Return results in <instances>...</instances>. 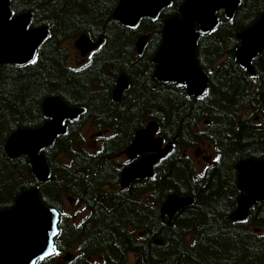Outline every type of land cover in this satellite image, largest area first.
I'll return each mask as SVG.
<instances>
[{
  "label": "trees",
  "instance_id": "16d2710c",
  "mask_svg": "<svg viewBox=\"0 0 264 264\" xmlns=\"http://www.w3.org/2000/svg\"><path fill=\"white\" fill-rule=\"evenodd\" d=\"M259 1L245 0L236 16ZM117 2L11 0L15 15L32 12L30 28L48 27L51 33L39 49L37 63L0 64V202L36 187L42 203L49 208L63 211L69 198L86 203L89 214L84 224H68L66 218L60 222L56 245L64 256L66 251H73L71 242H81L82 234L92 237L89 242L93 245L96 239L105 242L117 259L113 264H125L129 253L140 254L142 249L141 264H264V201L251 208L247 220L237 223L230 220L238 198L236 163L243 159H264V83L253 85V79L241 72L234 56L238 45L236 33L253 25L261 12L249 24L240 18L230 22L219 12L218 31L200 39L199 44L204 41L207 47L212 45L216 49L211 56H199V63L209 77V92L203 99L188 97L183 90L171 88L164 91L159 105L148 111L131 109L114 114L110 109L106 113L109 119H100L102 112L90 114L89 104L97 102L96 84L103 78L99 73L107 68H102V64L108 62L118 72L136 71L135 66L125 63L138 62L134 48L137 38L149 33L153 37L149 48L155 51L161 41L163 21L178 15L184 0H172L157 19L145 18L134 29L114 19ZM81 35L104 40L107 57L103 63L94 64L92 74L75 75L66 69L65 45ZM126 37L129 43L121 39ZM257 59L264 62V51ZM116 60L119 64L113 65ZM78 69L82 71L83 67ZM53 95L72 107L85 108V112L77 120L68 121L67 134L42 151L51 170L48 180L39 184L30 171L28 159H9L4 145L15 131L36 129L47 121L42 107L46 98ZM134 102L146 104L142 99ZM152 102L155 103L153 99ZM98 105L104 109L106 103ZM149 106L151 103L145 108ZM198 115L210 122L203 131L197 127ZM149 118L158 122L165 140L174 147L171 155L155 167L154 177L136 181L125 190L116 180L98 177L101 168L99 171L95 168L99 166L117 170L112 159L122 153ZM90 120L98 124L99 132L108 135L104 141L106 149L99 158L82 149L85 140L79 131ZM72 126L77 132H72ZM199 139L221 149L220 160L202 173L196 171L187 154ZM92 184L98 192L93 193ZM170 194L190 197L193 202L173 217L169 227L161 219L160 206ZM15 201L0 205V210L10 209ZM71 233L77 237L69 238ZM188 236L193 238L191 243L186 241ZM157 237H161L163 245L154 246ZM76 259L71 264L90 263L82 254ZM39 264L58 261L52 257Z\"/></svg>",
  "mask_w": 264,
  "mask_h": 264
},
{
  "label": "water",
  "instance_id": "95a60500",
  "mask_svg": "<svg viewBox=\"0 0 264 264\" xmlns=\"http://www.w3.org/2000/svg\"><path fill=\"white\" fill-rule=\"evenodd\" d=\"M169 3L170 0H121L114 17L124 25L132 21L137 24L142 17L156 18L159 11ZM9 5L10 0H0V64L22 65L28 62L29 52L35 43V37L26 33H37L45 37L49 33L47 28L28 30L30 13L11 19ZM239 5L240 0L185 2L179 10L181 17L169 18L163 25L162 45L153 60L158 64L154 77L164 83L176 82L179 86H185L190 96L202 97L208 89V78L196 57L200 33L195 31V22L201 26L202 33H209L219 26L215 14L218 10L225 9L226 15L233 20ZM238 38L242 41V47L236 50L235 58L250 74H254L251 61L264 50V12L258 22L239 33ZM43 40L36 45L33 55L36 56L37 48ZM79 43L85 50L84 53H88L97 48L100 41L93 43L87 37H82ZM146 43L147 37L139 39V53H142ZM127 85L126 77L122 76L113 94L115 99L121 96ZM57 98H49L43 104L44 114L52 117L53 121H49L41 129L13 133L5 146L9 157L29 155L32 173L40 184L45 183L49 176L46 161L39 154L41 149L50 147L58 136L65 135L67 127L63 125L64 121L75 119L82 111L71 109ZM157 131V123L149 122L145 129L136 133L135 140L125 150L126 155L132 159L136 154L148 152L144 142L151 140V144L157 147L151 152L153 157H164L171 145L159 151L162 139H155ZM144 157L145 155L142 160L124 170L121 181L124 188L133 180L153 175L148 169L153 165L147 158L144 160ZM236 170L240 196L237 208L231 215L232 221L247 219L250 209L257 202L264 200V160H243L236 165ZM191 202L190 198L168 196L160 209L162 218L167 216L168 224L171 225L175 214ZM59 216L53 209L44 208L37 188L21 192L13 209L0 211V264H36L38 261H44L39 259L44 255L40 252L43 247L47 249L45 237H50V223L54 222L57 226ZM50 239L54 243L55 237Z\"/></svg>",
  "mask_w": 264,
  "mask_h": 264
},
{
  "label": "flooded vegetation",
  "instance_id": "af4514ba",
  "mask_svg": "<svg viewBox=\"0 0 264 264\" xmlns=\"http://www.w3.org/2000/svg\"><path fill=\"white\" fill-rule=\"evenodd\" d=\"M243 2H244V0H243ZM164 9L165 8H162L159 13L160 14L164 13ZM150 41H151V37H149V41H148V44L146 45L144 53H142L138 57V62L136 64H134L132 62H126L125 63L126 66L133 65L137 69H136V71H133L132 73H126V79H127L128 85H127L126 89L124 90V92L121 94V96L118 98L120 100V103H113L112 102L115 100L113 92L117 86L118 77L115 79L116 76L113 75L114 71L112 69H110V68L103 69L102 73L104 74V78H101L99 80V82L96 84V86L99 88V91L96 94L97 95V102L95 103L98 110H101L104 113H108L109 110L112 109V112L114 114H121V112L130 111L136 104L139 107H146L150 103L153 104L152 99L154 100V102H155L154 105L156 106V105H159L160 98L164 96V91L169 92V91H171V88L183 90L188 95L187 88H182V89L177 88L173 82L164 84V82H161L154 77V73H155L156 68L158 67V64H154L153 59H154L157 51L159 50L160 46L154 51L153 49L149 48V44L153 41V39L151 42ZM161 43H162V40H161ZM77 50L79 52V55L83 59L88 58L89 56H91L92 59L94 57L93 55L95 52L88 54L86 57H83L82 52H80L79 49H77ZM209 52L211 54V52L213 53L214 51H213V49H211ZM106 57H107V55L105 53H103V58H106ZM112 64L117 65V64H119V61H117V60L113 61ZM254 65H255L254 66L255 72L257 73L256 77H259L258 81H257L258 82L257 85H260L261 83H264V66H263L264 62H259L257 59V60H254ZM109 66L115 67L112 65H109ZM116 69H118V68H116ZM122 73L125 74V71ZM164 85H166V86H164ZM188 97H195V96H189L188 95ZM138 99H142V101H144L146 104L135 103L134 101L138 100ZM99 102H102V104L106 103V106H104L105 110L102 109L101 107H99V105H98ZM147 102H149V104H147ZM198 116H199V118L197 120V127H198V130L200 131L201 127H203L202 122L205 123V126L210 125V122L207 121L206 119H202L200 117V115H198ZM259 117H260V115H258L256 117V121L259 120ZM158 135L164 139V141H165L164 146H166L167 144L170 143V142H167L165 140V138L163 136V132L158 131ZM170 144L172 145V143H170ZM201 144H204V147ZM205 147L214 149V156L216 154L220 155L221 149L216 147L212 142L210 143V141H208L206 139H199V141L196 143V147H195V156L200 161H202V163L206 167L207 165L212 164V161L210 162V158L213 156H210V155L207 156L204 154L205 153V151H204ZM71 218H76V216L73 215V216H71ZM77 221H79V220H77ZM140 254H144L143 249L141 250ZM140 254L139 253L132 254L130 256L131 260L129 258L130 264H135L137 259H139ZM129 260H128L127 264L129 263Z\"/></svg>",
  "mask_w": 264,
  "mask_h": 264
},
{
  "label": "rangeland",
  "instance_id": "374dc122",
  "mask_svg": "<svg viewBox=\"0 0 264 264\" xmlns=\"http://www.w3.org/2000/svg\"><path fill=\"white\" fill-rule=\"evenodd\" d=\"M83 3L82 4H85V0H81ZM263 6H264V2L263 1H259L258 3H255V4H253V6L251 7V6H249L247 9H245V11H244V14H243V16H242V21H246L245 23H247V24H249V23H251L258 15H259V13H260V11L262 10V8H263ZM113 10H114V8H113ZM245 26V25H244ZM126 42H128L129 43V41L127 40ZM67 48H68V50H69V52H70V54H71V56L69 57V60H68V62H69V64L70 65H72V66H78V65H80V64H82V63H85L84 61H85V59H83V58H81V56L79 55V52L75 49V47H74V42H72V43H70V44H68L67 45ZM151 105H154V104H151ZM155 106V105H154ZM89 107H90V114H92V113H99V112H102V116L100 117V119H109L108 118V116H107V114L106 113H104L103 111H101V110H98V108L96 107V105L95 104H89ZM82 121H84V119L82 118L81 119ZM71 129H72V132L74 133V132H77L75 129H74V127L72 126L71 127ZM16 132H18V131H16ZM67 134V133H66ZM82 135L84 136V140H86L87 141V144L89 145V147L90 148H92V150L93 151H96V149L99 147V145H100V143L99 142H95L94 140H95V138L96 137H98V135H97V133H96V128L95 127H92V126H89V124L85 127V130L82 132ZM60 137V136H59ZM202 146H204V144H201ZM5 146V145H4ZM111 150V149H110ZM204 151H205V155H210V156H214V152H213V150L212 149H210V148H207V147H205V149H204ZM55 152H56V150H55ZM190 155H191V158L193 159V160H195V162H196V165L198 166V169H200V170H202V168H204V164L202 163V161H200L196 156H195V154H194V150H190ZM20 157H24L23 155H21V156H17V157H13L14 159H16V158H20ZM212 158V157H211ZM121 162H123L124 161V159H121L120 160ZM29 163V162H28ZM104 164V162H100V165H103ZM95 165H97V164H95ZM104 166V165H103ZM100 168H101V175H98V177H108L110 180L109 181H111V180H116V181H118L119 183H120V181H121V173L119 172V171H117V170H115L114 169V167H112V166H109V167H107L106 169H102L103 167H101V166H99V167H97V168H95L96 170H100ZM50 170H51V168H50ZM30 171H31V173H32V170H31V167H30ZM33 174V173H32ZM34 175V174H33ZM117 176V177H116ZM234 176H235V180H236V187H237V171L235 170L234 171ZM34 177H35V175H34ZM149 177H143V178H139V179H136V180H133L130 184H129V188H130V186L134 183V182H136V181H139V180H144V179H148ZM92 179L94 180L95 179V177H92ZM111 182H113V181H111ZM117 183V182H116ZM14 183H12V185H13ZM92 191H93V193H96V192H98V188H96V187H94L93 186V184H92ZM21 192H23V191H21ZM20 192V193H21ZM237 192H238V195L240 196V193H239V190H238V187H237ZM20 193H18L16 196H17V198H16V196H15V193L13 194V195H10V197H9V199L7 198L6 199V197L4 198V199H6V200H3V201H1L0 202V205H3V204H5L6 202H9V201H13V199H14V201H15V204H14V206L13 207H11L10 209H12V208H14L15 207V205H16V202H17V199H18V197L21 195ZM40 194V193H39ZM14 196H15V198H14ZM239 196H238V198H237V200H236V207L234 208V210H233V212L236 210V208H237V201H238V199H239ZM41 197V196H40ZM166 199L167 198H165V199H163V201H162V204H161V206L163 205V203L166 201ZM41 200V199H40ZM257 204V203H256ZM255 204V205H256ZM191 205V204H190ZM190 205H188V206H190ZM254 205V206H255ZM46 206V205H45ZM161 206H160V209H161ZM188 206H185V207H183V208H181L180 210H182V209H184V208H186V207H188ZM47 207H49V206H47ZM84 209V208H83ZM9 210V209H8ZM65 212H66V214L67 215H77V217L74 219V218H71V217H68V221L69 220H73V221H76V222H78L77 220H79V218H83V216H86V214H87V212L86 211H82L81 210V208H80V206L79 205H76V204H73V203H67L66 205H65ZM85 210V209H84ZM179 210V211H180ZM178 211V212H179ZM233 212L231 213V215L233 214ZM176 215V214H175ZM230 215V216H231ZM171 226H172V224H171ZM170 227V226H169ZM75 236V234H73V233H71V234H69V237L72 239L73 237ZM157 239H159V240H161V237H157ZM98 240L99 239H96V241H95V243H96V246H97V249H99V248H101V249H104V251L107 253V257H108V259H109V261H112V259H111V256H112V254H113V250L110 248V247H108V246H106L105 245V242H103V243H99L98 242ZM153 244H154V246H157V244H156V242H153ZM91 247H92V245H91ZM72 250H74V249H72ZM186 263V262H185Z\"/></svg>",
  "mask_w": 264,
  "mask_h": 264
},
{
  "label": "bare ground",
  "instance_id": "6f19581e",
  "mask_svg": "<svg viewBox=\"0 0 264 264\" xmlns=\"http://www.w3.org/2000/svg\"><path fill=\"white\" fill-rule=\"evenodd\" d=\"M142 20H139L138 22H137V25L139 26V24H140V22H141ZM137 28V27H136ZM163 39V38H162ZM200 39L201 38H198V41H197V43L199 44V41H200ZM134 48H135V52L137 53V54H142V53H144V50H145V48H146V46L144 47V49H143V51H142V53H139V51H138V45L137 44H135L134 43ZM39 49H40V47H38L37 48V53H36V58H37V56H38V52H39ZM159 51V50H158ZM157 51V52H158ZM157 54V53H156ZM156 56V55H155ZM155 58V57H154ZM154 60V59H153ZM28 64H30L29 62H27V63H25V64H22V65H14V66H25V65H28ZM83 67V64H80V65H78V66H76V68L78 69V68H82ZM205 74H206V72H205ZM207 75V74H206ZM122 76H125L126 77V73L124 74V73H122V71H120V72H118L117 73V76L115 77V79L118 77V79H117V86H116V88L118 87V85H119V81H120V79H121V77ZM208 76V75H207ZM116 88L114 89V92H113V94L115 93V90H116ZM52 97H58L57 99H61L62 100V102L64 103V104H66L68 107H70L71 109H81L82 111H81V113L75 118V119H67V121H66V125L68 126V121H74V120H77L84 112H85V108H79V107H72V106H70L68 103H66L61 97H59V96H57V95H53V96H50V97H48V98H46V100L47 99H49V98H52ZM45 100V101H46ZM44 101V102H45ZM114 103H120V100L119 99H115L114 101H113ZM44 104V103H43ZM43 108V107H42ZM43 114H44V111H43ZM44 116H45V118L47 119V121L41 126V127H39V128H36V129H19V130H17V131H34V130H37V129H41V128H43L49 121H53L54 119L52 118V117H47L45 114H44ZM148 124L149 123H147V125L146 126H143L142 128H140L137 132H139L140 130H142V129H145L147 126H148ZM88 125V123L85 125V127ZM84 127V128H85ZM158 131H161V127L160 126H158ZM200 131H203V127H201V129H200ZM136 132V133H137ZM14 133H16V131L14 132ZM59 137V136H58ZM57 137V138H58ZM135 137H136V134H135V136H134V139H135ZM56 138V139H57ZM9 139V138H8ZM55 139V140H56ZM133 139V140H134ZM8 141V140H7ZM151 141V140H150ZM149 140H146V142H144V143H146L145 145H146V149H147V151L148 152H153L154 151V149H155V145L154 144H151L152 142H150ZM55 142V141H54ZM6 144H7V142H6ZM53 145V144H52ZM51 145V146H52ZM154 145V146H153ZM6 146V145H5ZM50 146V147H51ZM50 147H46L45 149H47V148H50ZM129 147V146H128ZM127 147V148H128ZM157 148V147H156ZM45 149H43V150H45ZM43 150H41L40 151V155L41 156H43V158L45 159V157H44V155L42 154V151ZM160 150H163V148L160 146V148H159V151ZM6 152V151H5ZM158 152V151H157ZM7 154V153H6ZM23 156L24 157H26L27 159H28V161H29V163H30V157H29V155H26V154H23ZM143 156H144V153H139V154H136V155H134L133 157H132V159H139V160H142L143 159ZM7 157L9 158V159H14V158H12V157H9L8 155H7ZM148 159L147 161H150V163H151V165H153V167H151V166H149L148 167V169L151 171V172H153V174H155V167L160 163V161L161 160H163L164 159V157H161V158H156V157H153V155H152V153H149V154H146L145 155V157H144V160L145 159ZM45 161H46V159H45ZM155 163V164H154ZM46 165H47V167L49 168V176H50V167H49V165H48V163H47V161H46ZM49 176H48V178H49ZM48 180V179H47ZM120 188L122 189V190H125L126 188H124L122 185H121V183H120ZM172 195H175V194H172ZM176 196H178V195H176ZM178 197H180V196H178ZM39 198H40V194H39ZM180 198H183V197H180ZM68 199V198H67ZM70 199L71 198H69L68 200V202L69 203H72L71 201H70ZM41 203H42V201H41ZM43 204V203H42ZM43 206H44V208H46V209H52V208H49V207H47V206H45L44 204H43ZM83 208L85 209V210H87V214H86V216H83V221L86 219V217L88 216V214H89V210L85 207V206H83ZM65 209V208H64ZM55 211H56V213H58V214H60L61 213V211H59V210H57V209H55ZM63 212H65V210H63ZM62 219L63 218H61V219H59L58 220V224H57V232H58V235H59V222H61L62 221ZM67 219V222H68V224H72V225H79V223L78 222H76V221H73V220H69L68 221V217L66 218ZM75 219V218H74ZM0 221H2L1 220V218H0ZM156 244H158V245H162V244H160L159 242H156ZM55 246H56V249H57V251H58V248H57V245L55 244ZM43 249H44V251H47V249L45 248V247H43ZM44 251H41L40 252V254H42V253H44ZM58 253H60L59 251H58ZM63 255V254H62ZM64 256V255H63ZM52 257H54V255H52V256H50V257H46L45 259H44V261L45 260H47V259H50V258H52ZM62 262H68V259L67 260H64V261H62ZM43 263V262H42ZM58 264H59V262H58Z\"/></svg>",
  "mask_w": 264,
  "mask_h": 264
},
{
  "label": "snow or ice",
  "instance_id": "6c2138e0",
  "mask_svg": "<svg viewBox=\"0 0 264 264\" xmlns=\"http://www.w3.org/2000/svg\"><path fill=\"white\" fill-rule=\"evenodd\" d=\"M127 27L136 28V27H138V25L135 23V21H132V22L127 24ZM26 34L27 35H32V36L35 37V43L33 44L32 50H30L29 56H28V62L30 64H35V63H37V58H36L35 55H33V52H34V50L36 48V45L39 44L41 42V40L45 39L46 37L44 35L37 34V33H26ZM88 59L90 60L91 56H89ZM85 66H87V65H85ZM76 71H79V69H76ZM204 95L207 96L208 93L205 92ZM200 98L203 99L204 97L202 96ZM49 114L50 115H54L55 113H49ZM68 115H73V114L72 113H68ZM58 123H59V121H58ZM37 147H39V145H37ZM41 150H43V149H41ZM169 155H171V153ZM216 159L219 160L220 157L218 156V157H216ZM53 211H55V209H53ZM50 227H51L50 237H56L58 235L56 224L54 222H52V223H50ZM50 237L49 236L45 237V241H46V245H47V251H44L43 248L41 249V251H44V255L39 257L40 260H43L46 257H50L52 255H59V253H58V251L56 249V246L52 242Z\"/></svg>",
  "mask_w": 264,
  "mask_h": 264
}]
</instances>
